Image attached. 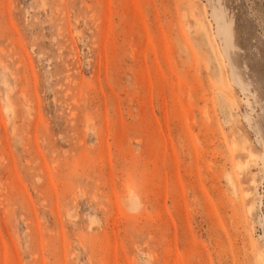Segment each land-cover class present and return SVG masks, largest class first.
I'll list each match as a JSON object with an SVG mask.
<instances>
[{
  "label": "rangeland",
  "instance_id": "obj_1",
  "mask_svg": "<svg viewBox=\"0 0 264 264\" xmlns=\"http://www.w3.org/2000/svg\"><path fill=\"white\" fill-rule=\"evenodd\" d=\"M0 1V264H260L264 0Z\"/></svg>",
  "mask_w": 264,
  "mask_h": 264
},
{
  "label": "bare ground",
  "instance_id": "obj_2",
  "mask_svg": "<svg viewBox=\"0 0 264 264\" xmlns=\"http://www.w3.org/2000/svg\"><path fill=\"white\" fill-rule=\"evenodd\" d=\"M64 1V0H63ZM62 1V2H63ZM1 2V1H0ZM2 2H3V0H2ZM11 2V1H10ZM17 3H18V0L16 1ZM4 3H5V1H4ZM9 3V2H8ZM45 3V2H44ZM2 5V4H1ZM13 5H14V3H13ZM48 5V4H47ZM90 5V4H89ZM4 6V5H3ZM7 6V5H6ZM9 6H10V4H9ZM8 6V7H9ZM18 8V7H17ZM34 8V7H33ZM60 9V8H59ZM57 10L56 9V11L58 12L59 11V13H60V10ZM8 10H10V9H8ZM55 10V9H54ZM4 10H2V12H3ZM15 11V10H14ZM29 10H27V12H28ZM9 12V11H8ZM58 13V14H59ZM54 14V13H53ZM57 14V13H56ZM5 16V15H4ZM10 18V17H9ZM12 18H13V16H12ZM35 19H36V17H35ZM12 20V19H11ZM13 20H14V18H13ZM12 20V21H13ZM216 20H217V23H218V32L219 33H221V34H224V36H225V40H226V47H228V43H227V41L229 42L230 40H232V32H231V25L229 24V23H227L226 21H225V19H224V16L222 15V13L221 12H217V18H216ZM17 21V20H16ZM44 22V21H43ZM196 29H195V31L198 33V32H200L201 30L202 31H204L205 33H207V39H208V42H209V44L211 45V47H212V49L214 50L215 49V47H214V44H213V41H212V38H211V36L208 34V32H207V28H206V26L203 24V21L200 19V18H196ZM14 23V22H13ZM17 23V22H16ZM48 23V22H47ZM17 25H15V27H16ZM33 26V25H32ZM60 27H62V26H60ZM59 27V28H60ZM12 29H13V27H12ZM14 30V29H13ZM18 30V29H17ZM19 32V31H18ZM11 33V32H10ZM13 33V32H12ZM21 33V32H20ZM41 54V53H40ZM45 54V53H44ZM29 55V54H28ZM30 57V56H29ZM31 60V59H30ZM33 65V64H32ZM31 65V66H32ZM231 65H232V68H233V74H234V76L236 77V81L239 83V84H241V85H243V81L239 78V76L237 75V73L235 72V67H234V65L232 64V62H231ZM34 67V66H33ZM33 67L31 68V69H33ZM34 75H35V73H34ZM26 78V77H25ZM37 78V77H36ZM69 78V77H68ZM24 79V78H23ZM24 81L26 82V79H24ZM62 83V82H61ZM245 86V85H244ZM243 86V87H244ZM70 89V88H69ZM244 89H245V87H244ZM72 90V89H71ZM73 92V91H72ZM68 94V93H67ZM228 96V99L230 100V99H232L233 98V96L232 95H227ZM236 145H237V143H235ZM254 154L252 153L251 154V156H253ZM249 167V161H247V162H245L244 164H242V165H240V168H242L243 170H246L247 168ZM259 262H260V264H264V258H262V257H260L259 258Z\"/></svg>",
  "mask_w": 264,
  "mask_h": 264
}]
</instances>
